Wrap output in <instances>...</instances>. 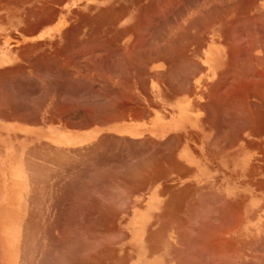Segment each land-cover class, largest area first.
I'll use <instances>...</instances> for the list:
<instances>
[{"label":"crops","instance_id":"crops-1","mask_svg":"<svg viewBox=\"0 0 264 264\" xmlns=\"http://www.w3.org/2000/svg\"><path fill=\"white\" fill-rule=\"evenodd\" d=\"M114 6L106 32L36 34L24 51L0 49L2 71L25 59L33 66L28 54L40 52L35 66L55 75L57 92L35 117L29 110L0 116V155L21 157L27 186L41 165V185L48 187L41 213L26 215L31 223L43 219L42 229L32 232L65 235L57 264H87L81 235L98 233H138L144 243L171 235L182 251H197L191 257H219L225 249L226 169L257 165V100L240 96L242 83H257L256 73L222 64L209 15L189 0Z\"/></svg>","mask_w":264,"mask_h":264},{"label":"rangeland","instance_id":"rangeland-1","mask_svg":"<svg viewBox=\"0 0 264 264\" xmlns=\"http://www.w3.org/2000/svg\"><path fill=\"white\" fill-rule=\"evenodd\" d=\"M9 1L0 0V49H7L10 45L16 49L26 50L28 40L36 34L106 32L107 21L112 17L115 9L114 3L128 0H63L61 2L60 0H47V2L46 0H22L23 2L12 0V3ZM189 1L195 3V7H199L204 16L209 15L210 39L215 37L217 39L215 45L224 53L222 64L243 66L245 69L242 72H246L247 76L252 73V77L256 73L258 80L256 84L252 81V85L243 83V86L247 87L240 90L242 99L252 97L257 100L255 105L259 134L257 165H230L226 169L225 249L219 257L216 255L198 258L191 257V254H197L196 250L182 251L177 242L170 241L171 235H158L155 242L149 243L147 240L144 243V235L138 233L82 234L83 263L88 264L89 259L92 258V264H95L93 259H96V264H264V136L261 135L264 134V17H262L264 0ZM53 7L58 9L53 11ZM37 17L41 18L37 19ZM43 18L44 20H41ZM46 19L48 21H45ZM33 20L36 22L34 23ZM39 21L41 24H36ZM34 48L36 49L37 45ZM46 55L50 56V53ZM41 58L42 53L34 52L29 55V60L32 61L29 63L33 66H27V63L23 62L14 70H0L1 117L24 116L28 110L32 117H35L40 113L42 103L48 99L49 94H56V81L53 82L55 75L49 77L48 73H43L46 70L35 66ZM20 158L15 160L12 155H0V228L6 230L7 227L9 232L12 230L17 235L18 253L15 255L14 264H57L59 249L63 247L60 238L64 235L32 232L42 229L43 219L35 218L31 223L32 219L26 216L33 211L41 213L42 200L48 196V187L46 186L44 190L40 181L41 165L34 166V185L27 186L26 165H22ZM11 162L16 164L10 165ZM37 176L38 180H36ZM11 219L12 228L9 224ZM6 222L8 224H5ZM4 244L6 245L5 241ZM185 253L189 255L185 256ZM0 264H4L1 249Z\"/></svg>","mask_w":264,"mask_h":264},{"label":"bare ground","instance_id":"bare-ground-1","mask_svg":"<svg viewBox=\"0 0 264 264\" xmlns=\"http://www.w3.org/2000/svg\"><path fill=\"white\" fill-rule=\"evenodd\" d=\"M12 0H10L9 2H11ZM18 1V0H17ZM22 1V0H21ZM27 1V0H26ZM26 1H24V2H26ZM43 1H45V0H43ZM58 1V0H57ZM61 1H63V0H60V2ZM171 0H169V2H170ZM23 2V1H22ZM46 2H47V0H46ZM52 2V1H51ZM176 2V1H175ZM12 3V2H11ZM43 3V2H42ZM41 3V4H42ZM35 4V3H34ZM18 5V4H17ZM21 5V4H20ZM47 5H49V4H47ZM63 5V4H62ZM42 6H44V4L42 5ZM61 6V5H60ZM216 6V5H215ZM220 6V5H219ZM225 6V5H224ZM245 6V5H244ZM248 6V5H247ZM36 7V6H35ZM47 7V6H46ZM46 7H44L45 9H46ZM49 7V6H48ZM50 7H52V6H50ZM1 8V7H0ZM31 8V7H30ZM37 8V7H36ZM159 8V7H158ZM246 8V7H245ZM245 8H244V10H245ZM25 9V8H24ZM29 9V8H28ZM32 9V8H31ZM42 9V8H41ZM54 9H58L57 7L56 8H54L53 7V11H56V10H54ZM216 9V8H215ZM225 9V8H224ZM229 9V8H228ZM238 9V8H237ZM188 10V9H187ZM32 11V10H31ZM42 11V10H41ZM40 11V12H41ZM48 11V10H47ZM51 11H52V9H51ZM51 11H49V12H51ZM167 11V10H166ZM213 11V10H212ZM33 12H34V7H33ZM46 12V11H45ZM48 12V13H49ZM74 12H75V9H74ZM100 12V11H99ZM154 12H156V11H154ZM205 12V11H204ZM209 12V11H208ZM29 13H30V11H29ZM28 13V14H29ZM32 13V12H31ZM36 13V12H35ZM51 13H54V12H51ZM64 13V12H63ZM153 13V12H152ZM157 13V12H156ZM20 14H22V13H20ZM40 14V13H39ZM46 14V13H45ZM177 14V13H176ZM175 14V15H176ZM205 14H206V12H205ZM3 15V14H2ZM35 15V14H34ZM198 15V14H197ZM211 15V14H210ZM27 16V15H26ZM38 16V15H37ZM42 16V15H41ZM140 16V15H139ZM214 16V15H213ZM35 17V16H34ZM43 17H44V15H43ZM199 17V16H198ZM198 17H196V20L198 19ZM205 17V16H204ZM262 17H264V16H262ZM262 17H259V19H261ZM2 18V17H1ZM27 18H28V16H27ZM41 18V17H40ZM40 18H38L37 17V19H40ZM45 18V17H44ZM44 18L43 19H41V20H44ZM49 18V14H48V16H47V19ZM92 18V17H91ZM119 18V17H118ZM195 18V17H194ZM215 18V17H214ZM4 19V18H3ZM2 19V20H3ZM34 19V18H33ZM45 20V21H48V20ZM174 19V18H173ZM217 19V18H216ZM255 20L257 19V18H254ZM263 19V18H262ZM261 19V20H262ZM25 20H26V18H25ZM24 20V21H25ZM36 20V19H35ZM137 20V19H136ZM177 20V19H176ZM193 20V19H192ZM203 20V19H202ZM201 20V22L200 23H202L203 21ZM229 20V19H228ZM233 20V19H232ZM243 20V19H242ZM31 21V20H30ZM34 21V20H33ZM38 21V20H37ZM148 21V20H147ZM151 21V20H150ZM169 21V20H168ZM198 21V20H197ZM230 21V20H229ZM248 21H250V19L248 20ZM254 21V20H253ZM36 21H34V23H35ZM189 22V21H188ZM187 22V23H188ZM231 22V21H230ZM258 22V21H257ZM256 22V23H257ZM41 24V22L39 21L38 23H36V24ZM47 23V22H46ZM140 23V22H139ZM146 23V22H145ZM260 23V22H259ZM26 24H28V23H26ZM30 24V23H29ZM35 24V25H36ZM44 24H45V22H44ZM111 24V23H110ZM211 24V23H210ZM30 25H32V24H30ZM245 25H246V23H245ZM189 26V25H188ZM188 26H187V28H188ZM198 26V25H197ZM207 26V25H206ZM248 26V25H247ZM258 26H260V25H258ZM27 27V26H26ZM31 27V26H30ZM40 27V26H39ZM161 27V26H160ZM191 27V26H190ZM208 27V26H207ZM206 27V28H207ZM246 27V26H245ZM250 27V26H249ZM22 28V27H21ZM24 28V27H23ZM22 28V29H23ZM90 28V27H89ZM264 28V27H263ZM243 29V28H242ZM28 30V29H27ZM31 30V29H30ZM253 30V29H252ZM19 31V30H18ZM23 32V31H22ZM25 32V31H24ZM184 32V31H183ZM185 32H188L187 30L185 31ZM201 32H203V31H201ZM194 33H196V31L194 32ZM244 33H247V32H244ZM251 33V32H250ZM15 34V33H14ZM182 34V33H181ZM201 34V33H200ZM203 34V33H202ZM201 34V35H202ZM237 34V33H236ZM10 35V34H9ZM12 35V34H11ZM26 35V34H25ZM245 35V34H244ZM249 35V34H248ZM164 36V35H163ZM184 36H185V34H184ZM186 36H187V34H186ZM185 36V37H186ZM189 36V35H188ZM191 36V35H190ZM189 36V37H190ZM198 36V35H197ZM14 37V36H13ZM12 37V38H13ZM178 37V36H177ZM180 37V36H179ZM194 37V36H193ZM139 38V37H138ZM230 38H231V36H230ZM145 39H147V38H145ZM172 39V38H171ZM177 39V38H176ZM253 39H254V37H253ZM20 40V39H19ZM88 40V39H87ZM98 40V39H97ZM96 40V41H97ZM112 40V39H111ZM140 40H141V38H140ZM175 40V39H174ZM178 40V39H177ZM225 40V39H224ZM139 41V40H138ZM179 41H182V40H179ZM236 41V40H235ZM248 41V40H247ZM94 42V41H93ZM172 42V41H171ZM223 42V41H222ZM226 42V41H225ZM86 43V42H85ZM180 43V42H179ZM82 44V43H81ZM98 44V43H97ZM174 44V43H173ZM29 45V44H28ZM85 45V44H84ZM108 45V44H107ZM153 45V44H152ZM182 45V44H181ZM189 45H190V43H189ZM87 46V45H86ZM91 46V45H90ZM103 46H104V44H103ZM110 46H111V44H110ZM121 46V45H120ZM136 46V45H135ZM141 46V45H140ZM27 48H28V46H26ZM30 47H31V45H30ZM95 47V46H94ZM181 47V46H180ZM183 47V46H182ZM253 47V46H252ZM251 47V48H252ZM104 48V47H103ZM129 48V47H128ZM232 48V47H231ZM78 49V48H77ZM83 49V48H82ZM164 49V48H163ZM239 49V48H238ZM243 49V48H242ZM23 50H25V49H23ZM28 50V49H27ZM93 50V49H92ZM109 50V49H108ZM114 50V49H113ZM157 50V49H156ZM236 50V49H235ZM246 50V49H245ZM241 51V50H240ZM29 52V51H28ZM242 52V51H241ZM22 53V52H21ZM23 54V53H22ZM30 55H31V53H30ZM28 56H29V54H28ZM137 56V55H136ZM27 57V56H26ZM29 58V57H28ZM23 59H25V58H23ZM26 60V63H27V59H25ZM37 60H39V59H37ZM66 60V59H65ZM126 60V59H125ZM129 60V59H128ZM235 60V59H234ZM236 60H237V58H236ZM235 60V61H236ZM252 60V59H251ZM250 60V61H251ZM59 61V60H58ZM132 61H133V59H132ZM192 61V60H191ZM53 62V61H52ZM120 62V61H119ZM118 62V63H119ZM123 62V61H122ZM139 62V61H138ZM233 62V61H232ZM248 62V61H247ZM132 63H134V62H132ZM185 63V62H184ZM68 64V63H67ZM124 64V63H123ZM185 64H187V63H185ZM197 64V63H196ZM116 65V64H115ZM200 65V64H199ZM199 65H198V67H199ZM245 65V64H244ZM252 65V64H251ZM125 66V65H124ZM123 66V67H124ZM137 66V65H136ZM12 67V66H11ZM35 67V66H34ZM52 67V66H51ZM141 67V66H140ZM172 67V66H171ZM174 67V66H173ZM181 67V66H180ZM193 67V66H192ZM248 67V66H247ZM252 67V66H251ZM125 68H126V66H125ZM234 68V67H233ZM242 68V67H241ZM10 69V68H9ZM178 69V68H177ZM230 69V68H229ZM235 69V68H234ZM247 69V68H246ZM2 70V69H1ZM175 70V69H174ZM232 71H234V70H232ZM6 72V71H5ZM75 72V71H74ZM111 72V71H110ZM235 72V71H234ZM20 73V72H19ZM73 73V72H72ZM138 73V72H137ZM162 73V72H161ZM221 73V72H220ZM228 73V72H227ZM237 73V72H236ZM7 74V73H6ZM36 74V73H35ZM39 74V73H38ZM59 74H61V73H59ZM13 75V74H12ZM47 75V74H46ZM163 75V74H162ZM228 75H230V74H228ZM9 76V75H8ZM193 76V75H192ZM225 77H226V75H224ZM49 77H50V75H49ZM73 77V76H72ZM1 78V77H0ZM8 78V77H7ZM75 78V77H74ZM77 78V77H76ZM124 78V77H123ZM5 79V78H4ZM55 79V78H54ZM60 79V78H59ZM63 79V78H62ZM92 79V78H91ZM252 79V78H251ZM17 80V79H16ZM168 80V79H167ZM263 80V79H262ZM75 81H77V80H75ZM258 81V80H257ZM12 82V81H11ZM121 82V81H120ZM218 82V81H217ZM247 82V81H246ZM246 82H244V83H246ZM249 82V81H248ZM259 82H260V80H259ZM87 83V82H86ZM122 84V83H121ZM221 84V83H220ZM238 84V83H237ZM243 84V83H242ZM263 84V83H262ZM128 85V84H127ZM252 85V84H251ZM254 85V84H253ZM211 86V85H210ZM217 86V85H216ZM243 86V85H242ZM260 87H261V85H259ZM107 87V86H106ZM110 87V86H109ZM241 87V86H240ZM247 87V86H246ZM189 88V87H188ZM210 88V87H209ZM219 88V87H218ZM229 88V87H228ZM227 88V89H228ZM92 89V88H91ZM100 89V88H99ZM109 89V88H108ZM111 89V88H110ZM238 89V88H237ZM252 89V88H251ZM255 89V88H254ZM215 90V89H214ZM90 91V90H89ZM104 91H106V90H104ZM115 91V90H114ZM123 91V90H122ZM223 91V90H222ZM250 91V90H249ZM210 92V91H209ZM230 92V91H229ZM232 92V91H231ZM9 93V92H8ZM116 93V92H115ZM120 93V92H119ZM123 93H126V92H123ZM211 93V92H210ZM220 93V92H219ZM218 93V94H219ZM225 93V92H224ZM228 93V92H227ZM248 92H246V94H247ZM114 94V93H113ZM118 94V93H117ZM127 94V93H126ZM245 94V95H246ZM256 94V93H255ZM7 95V94H6ZM44 95V94H43ZM121 95H123V94H121ZM211 95V94H210ZM227 95H229V94H227ZM234 95V94H233ZM233 95H232V97H233ZM45 96V95H44ZM132 96V95H131ZM136 96V95H135ZM212 96V95H211ZM210 96V97H211ZM226 96V95H225ZM235 96V95H234ZM247 96V95H246ZM257 96V95H256ZM259 96V95H258ZM110 97H111V95H110ZM119 97V96H118ZM222 97V96H221ZM229 97V96H228ZM46 98V97H45ZM127 98V97H126ZM129 98V97H128ZM137 98V97H136ZM256 98H258V97H256ZM2 99V98H1ZM25 99V98H24ZM108 99H110V98H108ZM117 99V98H116ZM122 99H123V97H122ZM125 99V98H124ZM130 99V98H129ZM135 99V98H134ZM218 99V98H217ZM236 99V98H235ZM19 100V99H18ZM28 100V99H27ZM115 100V99H114ZM216 100V99H215ZM223 100V99H222ZM232 100H234V99H232ZM134 101V100H133ZM219 101V100H218ZM238 101H240V100H238ZM245 101V100H244ZM15 102V101H14ZM18 102V101H17ZM128 102V101H127ZM223 102V101H222ZM235 102V101H234ZM250 102V101H249ZM249 102H243V103H249ZM126 103V102H125ZM133 103V102H132ZM230 103V102H229ZM233 103V102H232ZM8 104V103H7ZM111 104V103H110ZM114 103H112V105H113ZM225 104V103H224ZM252 104V103H251ZM262 104V103H261ZM23 105V104H22ZM95 105V104H94ZM115 105V104H114ZM205 105V104H204ZM226 105V104H225ZM224 105V106H225ZM241 105V104H240ZM239 105V106H240ZM244 105V104H243ZM259 105V104H258ZM21 106V105H20ZM206 106H207V104H206ZM210 106H212V105H210ZM214 106V105H213ZM231 106V105H230ZM235 106V105H234ZM245 106V105H244ZM223 107V106H222ZM233 107V106H232ZM236 107V106H235ZM1 108V107H0ZM123 108V107H122ZM211 108H213V107H211ZM215 108V107H214ZM241 108V107H240ZM207 109V108H206ZM210 109V108H209ZM226 109V108H225ZM227 109H229V108H227ZM226 109V110H227ZM233 109V108H232ZM231 109V110H232ZM237 109V108H236ZM28 110V109H27ZM90 110V109H89ZM112 110V109H111ZM110 110V111H111ZM117 110V109H116ZM143 110V109H142ZM146 110V109H145ZM212 110V109H211ZM214 110V109H213ZM224 110V109H223ZM248 110V109H247ZM256 110V109H255ZM260 110V109H259ZM26 111V110H25ZM32 111H34V110H32ZM107 111H109V110H107ZM109 111V112H110ZM138 111V110H137ZM207 111H209V110H207ZM230 111V110H229ZM244 111V110H243ZM112 112V111H111ZM210 112V111H209ZM214 112V111H213ZM222 112V111H221ZM242 112V111H241ZM51 113V112H50ZM67 113V112H66ZM120 113V112H119ZM139 113V112H138ZM217 113V112H216ZM224 113H226V112H224ZM240 113V112H239ZM245 113V112H244ZM93 114V113H92ZM110 114V113H109ZM123 114V113H122ZM121 114V115H122ZM237 115H238V112L236 113ZM235 114V115H236ZM242 114V113H241ZM90 115V114H89ZM119 115V114H118ZM136 115V114H135ZM212 115V114H211ZM230 115H231V113H230ZM257 115V114H256ZM221 116V115H220ZM232 117H234L233 115H231ZM241 116V115H240ZM258 116V115H257ZM106 117V116H105ZM114 117V116H113ZM121 117V116H120ZM219 117V116H218ZM261 117V116H260ZM30 118V117H29ZM116 118V117H115ZM210 118V117H209ZM226 118V117H225ZM211 119V118H210ZM233 119V118H232ZM231 119V120H232ZM92 120V119H91ZM224 120V119H223ZM237 120H239V119H237ZM90 122V121H89ZM101 122V121H100ZM105 122V121H104ZM237 122V121H236ZM235 121H234V124L236 123ZM242 122V121H241ZM244 122H246V121H244ZM216 123V122H215ZM231 123V122H230ZM229 123V124H230ZM248 123H249V121H248ZM252 122L250 121V124H251ZM102 124H103V122H102ZM226 124V123H225ZM233 124V125H234ZM240 125V124H239ZM251 126V125H250ZM252 127V126H251ZM217 134V133H216ZM19 135V134H18ZM107 135V134H106ZM109 136V135H108ZM175 136V135H174ZM216 136V135H215ZM238 136V135H237ZM103 137V136H102ZM171 138V137H170ZM176 138V137H175ZM175 138H173V140L175 139ZM114 139V138H113ZM102 140V139H101ZM126 140V139H125ZM123 141V140H122ZM127 141V140H126ZM153 141V140H152ZM176 141V140H175ZM107 142V141H106ZM113 142V141H112ZM135 142V141H134ZM133 142V143H134ZM147 142V141H146ZM150 142V141H149ZM42 143H43V141H42ZM127 143V142H126ZM126 143H124V144H126ZM170 143V142H169ZM169 143H167L168 145H169ZM177 143V142H176ZM123 144V145H124ZM142 145V144H141ZM155 145V144H154ZM160 145V144H159ZM103 146H105V145H103ZM107 146V145H106ZM120 146V145H119ZM131 146V145H130ZM132 146H134V145H132ZM123 147V146H122ZM141 147V146H140ZM152 147V146H151ZM129 148V147H128ZM134 148V147H133ZM139 149V148H138ZM159 149V148H158ZM135 150H136V148H135ZM57 151H59V150H57ZM122 151V150H121ZM52 152H55V151H52ZM171 152V151H170ZM173 152V151H172ZM55 153H57V152H55ZM54 154V153H53ZM136 154V153H135ZM151 154V153H150ZM149 154V155H150ZM159 154V153H158ZM172 155V154H171ZM120 156V155H119ZM134 156V155H133ZM173 156V155H172ZM154 157V156H153ZM165 157H166V155H165ZM88 158H91V157H88ZM159 158V157H158ZM92 159V158H91ZM113 159V158H112ZM104 160H106V159H104ZM126 160V159H125ZM132 160V159H131ZM74 161V160H73ZM89 161V160H88ZM167 161H168V159H167ZM170 161V160H169ZM90 162V161H89ZM93 162V161H92ZM128 162V161H127ZM149 162H151L150 160H149ZM80 164V163H79ZM100 164H102V163H100ZM107 164V163H106ZM140 164V163H139ZM139 164H137V165H139ZM146 164V163H145ZM153 164V163H152ZM112 165V164H111ZM117 165V164H116ZM141 165V164H140ZM149 165H150V163H148V167H149ZM88 166V165H87ZM114 166V165H113ZM151 166V165H150ZM107 167H108V165H107ZM92 168V167H91ZM99 168V167H98ZM115 168H116V166H115ZM134 168V167H133ZM50 169V168H49ZM113 169V168H112ZM128 169V168H127ZM148 169V168H147ZM79 170V169H78ZM103 170V169H102ZM149 170V169H148ZM147 170V171H148ZM93 171V170H92ZM113 171V170H112ZM66 172V171H65ZM80 172V171H79ZM128 172V171H127ZM101 173H102V171H101ZM106 173H107V171H106ZM76 174V173H75ZM89 174V173H88ZM110 174V173H109ZM39 175V174H38ZM50 175V174H49ZM67 175V174H66ZM81 176V175H80ZM123 176V175H122ZM113 177V176H112ZM114 177H116L115 175H114ZM130 177V176H129ZM79 179V178H78ZM100 179V178H99ZM134 179V178H133ZM44 180V179H43ZM98 180V179H97ZM90 181V180H89ZM94 181V180H93ZM123 181V180H122ZM72 182V181H71ZM87 182V181H86ZM46 183V182H45ZM68 183H69V181H68ZM110 183V182H109ZM124 183V182H123ZM146 183V182H145ZM58 184V183H57ZM63 184V183H62ZM73 184V183H72ZM87 184V183H86ZM89 184V183H88ZM53 185H55V184H53ZM52 185V186H53ZM111 186V185H110ZM121 186H123L122 184H121ZM95 189V188H94ZM88 190V189H87ZM182 191V190H181ZM87 192V191H86ZM97 192H99V191H97ZM101 192V191H100ZM91 193H93V192H91ZM104 193V192H103ZM58 194V193H57ZM108 194V193H107ZM54 195V194H53ZM70 197V196H69ZM96 197V196H95ZM176 197V196H175ZM80 199V198H79ZM96 199V198H95ZM121 199V198H120ZM172 199V198H171ZM173 199H175V198H173ZM184 199V198H183ZM98 200V199H97ZM176 202V201H175ZM59 203V202H58ZM113 203V202H112ZM120 203V202H119ZM168 203V202H167ZM53 206V205H52ZM57 206V205H56ZM59 206V205H58ZM92 206V205H91ZM122 206V205H121ZM79 207V206H78ZM34 208V207H33ZM85 208V207H84ZM123 208V207H122ZM63 209V208H62ZM120 209V208H119ZM84 210V209H83ZM88 211V210H87ZM67 213V212H66ZM64 214V213H63ZM89 214V213H88ZM92 215V214H91ZM65 216V215H64ZM85 216H86V214H85ZM1 217V216H0ZM61 217V216H60ZM68 217V216H67ZM181 218V217H180ZM80 219V218H79ZM87 219V218H86ZM89 219V218H88ZM6 221V220H5ZM8 222V221H7ZM5 223V224H8V223ZM103 222V221H102ZM95 223V222H94ZM10 225H11V228H12V219L10 220V223H9ZM85 225V224H84ZM105 225V224H104ZM67 226V225H66ZM32 227V226H31ZM3 228V227H2ZM2 228H0V242H1V250H2V260L4 261V264H14V261H16V259H15V255H17L16 253H18V251H17V249H16V246H17V244H16V242L18 241V239L16 240V237H17V235L11 230V232H9L8 231V228L6 227V230H4V229H2ZM29 229H31V228H29ZM49 230V229H48ZM47 232V231H46ZM81 232V231H80ZM83 232V231H82ZM79 233V232H78ZM92 233V232H91ZM68 234V233H67ZM102 234V233H101ZM89 235V234H88ZM105 235V234H104ZM119 235H121V234H119ZM65 236V235H64ZM80 236V235H79ZM92 236V235H91ZM93 237V236H92ZM107 237V236H106ZM122 237V236H121ZM2 238H3V240H2ZM119 238V237H118ZM56 240V239H55ZM68 240V239H67ZM83 240V239H82ZM3 241H5L6 242V245L4 244L3 245ZM58 242V241H57ZM13 243V244H12ZM63 243V242H62ZM71 244V243H70ZM82 244V243H81ZM96 245V244H95ZM72 246V245H71ZM86 247V246H85ZM62 248V247H61ZM80 248V247H79ZM67 252V251H66ZM69 252V251H68ZM93 252V251H92ZM86 253H88V252H86ZM178 253V252H177ZM90 254V253H89ZM70 255V254H69ZM177 255V254H176ZM29 256V255H28ZM85 256V255H84ZM47 260V259H46ZM48 260H49V258H48ZM50 262V261H49ZM17 263V262H16ZM28 263V262H27ZM46 263V262H45ZM52 263V262H51Z\"/></svg>","mask_w":264,"mask_h":264}]
</instances>
